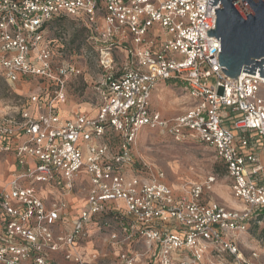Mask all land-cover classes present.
I'll return each mask as SVG.
<instances>
[{
    "label": "built area",
    "instance_id": "built-area-1",
    "mask_svg": "<svg viewBox=\"0 0 264 264\" xmlns=\"http://www.w3.org/2000/svg\"><path fill=\"white\" fill-rule=\"evenodd\" d=\"M219 6L208 0H0L2 76L10 84L39 83L20 112L0 115V153L14 157L0 188V264H58L48 257L52 251L75 264H99L96 248L86 255L78 250L91 232L117 249L118 264H258L255 252L242 255L237 235L264 221V95H258L264 77L259 68L235 78L222 72L220 40L207 35ZM61 18L83 27L86 45L72 50L100 72L93 115L77 111L63 119L59 112L68 76L85 70L67 55L64 34L49 35ZM159 81L181 82L189 108L172 118L152 112ZM144 126L211 147L241 207L210 197L215 175L177 190L159 181L163 172L154 176L133 153ZM44 189L49 197L40 194ZM76 192L85 202L74 206L69 200ZM137 239L142 250L132 252Z\"/></svg>",
    "mask_w": 264,
    "mask_h": 264
},
{
    "label": "rangeland",
    "instance_id": "rangeland-1",
    "mask_svg": "<svg viewBox=\"0 0 264 264\" xmlns=\"http://www.w3.org/2000/svg\"><path fill=\"white\" fill-rule=\"evenodd\" d=\"M53 29L49 35L53 38L64 34V44L69 49L67 55L75 59L76 63L83 64L84 73L76 77L68 76L66 104L59 105V112L63 119H72L74 113L79 111L85 115H93L97 112L96 98L93 92V81L100 75V72L93 61L83 63L72 49L75 45H86L84 43L85 30L76 21L69 18H61L53 21ZM180 57V56H179ZM178 57V58H179ZM39 83L36 79H23L13 84L8 83L0 71V115L17 114L27 106L28 95L37 89ZM258 95H264V85H259ZM191 105L184 85L181 82L159 81L152 92L149 108L152 112L159 111L165 117H173L186 111ZM82 146V152H86L85 142L78 141ZM133 153L137 160L147 162L153 169L155 176L159 170L163 172L164 178L159 179L166 186L177 190L185 183L199 182L208 175H215L216 182L210 197L226 208H240L241 204L231 195L229 179L225 176V171L220 160L216 157L213 149L206 144L198 142L192 138L182 142H177L170 136L162 133L157 128L144 126L138 132L136 142L133 146ZM11 153H0V188L8 179L10 167H13ZM9 157L8 159H6ZM30 165L34 163L31 161ZM84 178V176H83ZM85 179V178H84ZM41 195H51L50 190H42ZM73 205H81L85 202L82 194L76 192ZM103 217L99 218L102 219ZM61 223V222H60ZM62 224V223H61ZM56 223L53 232L60 231V225ZM103 231V230H102ZM104 233V232H101ZM102 234L91 232L89 240L82 243L78 248L86 255L96 248L100 252L99 264H118L115 248L105 246L102 241ZM94 242V247L88 246V242ZM237 243L240 252L246 258H251V253L257 254L255 262L264 264V221L261 223L251 222L246 230L237 235ZM132 252L142 250L141 240L137 239L130 247ZM104 251L111 252L109 256H104ZM48 257L58 264H75L65 260L61 251L48 252ZM141 264V263H138Z\"/></svg>",
    "mask_w": 264,
    "mask_h": 264
},
{
    "label": "water",
    "instance_id": "water-1",
    "mask_svg": "<svg viewBox=\"0 0 264 264\" xmlns=\"http://www.w3.org/2000/svg\"><path fill=\"white\" fill-rule=\"evenodd\" d=\"M208 0L214 8L215 28L207 35L220 40L218 55L222 72L231 78L242 71L264 77V0Z\"/></svg>",
    "mask_w": 264,
    "mask_h": 264
},
{
    "label": "crops",
    "instance_id": "crops-1",
    "mask_svg": "<svg viewBox=\"0 0 264 264\" xmlns=\"http://www.w3.org/2000/svg\"><path fill=\"white\" fill-rule=\"evenodd\" d=\"M182 113H183V112H182ZM178 115H179V114H178ZM162 116H163V115H162ZM176 116H177V115H176ZM164 117H165V116H164ZM173 117H175V116H173ZM165 118H168V117H165ZM169 118H172V117H169ZM11 157H12V159H13L12 162L14 163V157H13V156H11ZM5 158H6V157H5ZM8 158H9V157H7L6 159H8ZM12 168H13V167L11 166L10 169H12ZM69 201L73 202V199H71V200H69ZM87 245H88V246H91V245L94 246V242H91V241H90V242H88ZM92 246H91V247H92ZM109 254H111V252L104 251V256H107V257H108ZM143 264H144V263H143Z\"/></svg>",
    "mask_w": 264,
    "mask_h": 264
},
{
    "label": "trees",
    "instance_id": "trees-1",
    "mask_svg": "<svg viewBox=\"0 0 264 264\" xmlns=\"http://www.w3.org/2000/svg\"><path fill=\"white\" fill-rule=\"evenodd\" d=\"M21 80H23V79H21ZM221 162V161H220ZM221 164H222V167H223V169H224V171L226 172V169H225V166H224V164L221 162Z\"/></svg>",
    "mask_w": 264,
    "mask_h": 264
}]
</instances>
